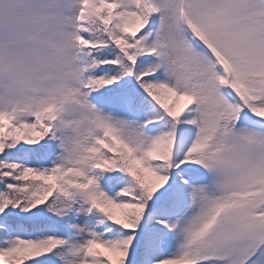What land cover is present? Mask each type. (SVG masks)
Listing matches in <instances>:
<instances>
[{
  "label": "snow or ice",
  "instance_id": "1",
  "mask_svg": "<svg viewBox=\"0 0 264 264\" xmlns=\"http://www.w3.org/2000/svg\"><path fill=\"white\" fill-rule=\"evenodd\" d=\"M0 264H264V0H0Z\"/></svg>",
  "mask_w": 264,
  "mask_h": 264
}]
</instances>
